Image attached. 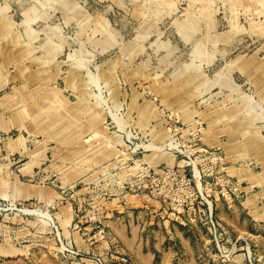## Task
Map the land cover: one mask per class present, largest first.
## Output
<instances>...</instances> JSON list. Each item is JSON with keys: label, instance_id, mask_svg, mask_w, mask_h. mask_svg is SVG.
Here are the masks:
<instances>
[{"label": "rangeland", "instance_id": "obj_1", "mask_svg": "<svg viewBox=\"0 0 264 264\" xmlns=\"http://www.w3.org/2000/svg\"><path fill=\"white\" fill-rule=\"evenodd\" d=\"M0 264H264V0H0Z\"/></svg>", "mask_w": 264, "mask_h": 264}]
</instances>
